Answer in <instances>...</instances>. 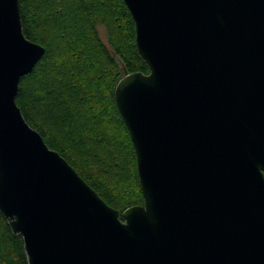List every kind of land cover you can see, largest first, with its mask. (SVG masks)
Wrapping results in <instances>:
<instances>
[{
	"label": "water",
	"instance_id": "95a60500",
	"mask_svg": "<svg viewBox=\"0 0 264 264\" xmlns=\"http://www.w3.org/2000/svg\"><path fill=\"white\" fill-rule=\"evenodd\" d=\"M149 72L114 89L143 199L108 206L24 120L44 55L0 0V212L27 264H264V0H122Z\"/></svg>",
	"mask_w": 264,
	"mask_h": 264
},
{
	"label": "trees",
	"instance_id": "16d2710c",
	"mask_svg": "<svg viewBox=\"0 0 264 264\" xmlns=\"http://www.w3.org/2000/svg\"><path fill=\"white\" fill-rule=\"evenodd\" d=\"M22 33L44 55L18 85L15 103L47 147L120 214L142 205L134 150L116 109L125 73L149 69L122 0H18ZM97 26H103L106 46ZM0 264H27L20 236L0 212Z\"/></svg>",
	"mask_w": 264,
	"mask_h": 264
},
{
	"label": "rangeland",
	"instance_id": "374dc122",
	"mask_svg": "<svg viewBox=\"0 0 264 264\" xmlns=\"http://www.w3.org/2000/svg\"><path fill=\"white\" fill-rule=\"evenodd\" d=\"M97 32L99 35L100 40L106 45H107V35H106V31L104 29L103 26H97Z\"/></svg>",
	"mask_w": 264,
	"mask_h": 264
}]
</instances>
